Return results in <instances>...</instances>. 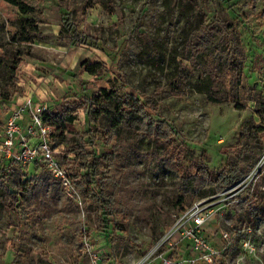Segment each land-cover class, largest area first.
I'll return each mask as SVG.
<instances>
[{
    "label": "rangeland",
    "instance_id": "1",
    "mask_svg": "<svg viewBox=\"0 0 264 264\" xmlns=\"http://www.w3.org/2000/svg\"><path fill=\"white\" fill-rule=\"evenodd\" d=\"M21 3L26 13L0 0V131L5 107L24 97L69 115L72 123L65 131L51 126L47 141L71 189L39 164L6 171L0 163V264H90V255L79 249L83 235L91 252H107L108 263L132 264L156 243L173 214L206 199L217 212L216 233L240 231L222 264H264V216L249 214L250 208L264 209V0ZM210 27L218 34L195 55ZM72 31L93 44H78ZM86 60L104 63L108 74L88 75ZM182 79L183 93L177 89ZM102 89L143 103L162 92L149 111L176 130L169 151L126 127L107 140L108 117L88 123L85 101ZM222 93L238 101L208 100ZM107 109L112 113L113 103ZM73 131L85 135L86 149L96 156L115 147L113 183L103 190L115 208L126 211L124 232H97L96 206L85 198L83 171L73 154ZM170 156L185 184L164 165ZM196 167L208 172L201 188L190 180ZM222 168L234 169L239 178L238 188L224 195L228 189L217 191L213 176Z\"/></svg>",
    "mask_w": 264,
    "mask_h": 264
},
{
    "label": "trees",
    "instance_id": "2",
    "mask_svg": "<svg viewBox=\"0 0 264 264\" xmlns=\"http://www.w3.org/2000/svg\"><path fill=\"white\" fill-rule=\"evenodd\" d=\"M2 1H5L21 10V12L26 13L21 0ZM62 30L63 25H61L60 32H62ZM217 34L218 31L216 29L213 27L208 28L207 35L201 37L195 47V55L205 52L212 44L214 36ZM71 36L72 39H76V42L80 45L93 44L90 37L81 36L77 31H72ZM82 66L84 67V72L92 77H97L102 74L106 75L109 72L106 65L100 62L86 60L82 62ZM186 81V79H182V82L177 85V89L181 90L182 93L184 92V83ZM156 91L150 100L143 103L132 94L118 95L114 92L102 89L97 96L88 97L86 99V120L88 123H94L102 116L108 117L110 119V124L105 130L107 140L115 134L118 128L126 127L134 130L138 138H154L161 146L162 152L167 153L171 146V139L174 138V136H178V134L167 120L161 118L157 120L153 119L149 111L154 108L153 100L159 95H163L162 92ZM181 92L179 93L182 94ZM208 100L213 103H224L231 100L236 103L238 101V96H229L225 93H222L219 96L211 94L208 96ZM108 103H113L114 110L112 113L107 109ZM43 117L48 125L52 126L55 130L62 131H65L66 125L71 124L73 120L69 115L56 114L48 110L44 111ZM84 136L85 135H78L77 132L73 131V137L77 141V147L76 150L73 151V154L78 161L80 170L83 171V175L80 179L86 186L85 198L94 202L96 206V230L97 232L102 233V236L108 234L110 230L113 233L124 232L127 223V213L121 207L115 208L113 206V197L107 195L103 190L105 183H113L109 175V168L111 167V161L115 156V147L102 156H96L92 151L86 149L87 143L84 140ZM89 145L93 147L92 139H90ZM163 161L165 162L164 165L169 168V171L176 174L178 182L185 184L187 180L183 175L179 174L180 168L174 163L171 156L169 159H164ZM234 174V169L222 168L216 171L213 174L216 190L224 191L234 186L239 181V178ZM190 180H192L197 188H201L208 182L207 169L204 167H196L195 173ZM31 191L37 193L36 187L32 188ZM249 214L251 216H264V209L258 210L250 208ZM81 247L82 246L80 245L79 249Z\"/></svg>",
    "mask_w": 264,
    "mask_h": 264
},
{
    "label": "built area",
    "instance_id": "3",
    "mask_svg": "<svg viewBox=\"0 0 264 264\" xmlns=\"http://www.w3.org/2000/svg\"><path fill=\"white\" fill-rule=\"evenodd\" d=\"M5 109V120L0 131L2 166L8 171L11 166L39 164L69 192L71 184L66 171L47 141L52 132L43 117L47 107L24 97ZM236 188L238 185L232 186L223 195ZM209 201L206 199L180 208L172 215L156 243L132 264H222L230 244L240 240V231L220 230L216 233L212 225L217 212L210 209L212 203ZM215 239L220 241V246ZM88 241L89 238L83 235L82 249L90 255V264H118L108 263L107 252H91ZM164 249L169 251L165 256L160 254ZM155 259L157 263H154Z\"/></svg>",
    "mask_w": 264,
    "mask_h": 264
}]
</instances>
